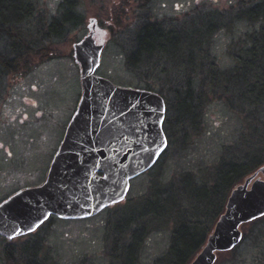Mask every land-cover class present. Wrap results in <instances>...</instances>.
<instances>
[{
  "label": "rangeland",
  "instance_id": "obj_1",
  "mask_svg": "<svg viewBox=\"0 0 264 264\" xmlns=\"http://www.w3.org/2000/svg\"><path fill=\"white\" fill-rule=\"evenodd\" d=\"M62 1L37 0L36 13L45 16L46 25L58 14ZM78 1L85 23L62 42L47 39L53 58H35L29 70L0 79V204L47 179L82 94L73 46L88 35L92 19L101 27L100 39L106 43L97 75L117 86L150 90L164 98L168 147L151 170L131 182L124 201L97 216L55 218L26 236L12 240L0 236V264H7V249L22 264L28 257L25 247L35 243L38 249L32 260L36 264H128L122 260L128 261L126 249L133 240L138 264H174V234L184 225L203 235L185 260L189 264L204 246L201 242L211 232L216 216L225 210L231 189L242 180L235 178L224 189L215 186L219 166L234 162L253 169L255 160L264 162V111L258 110L263 120L257 122L250 104H242L233 94L240 86L233 93L226 92L231 82L222 78L216 85L209 79L212 68L220 75L235 73V58L241 59L242 51L252 45L251 38L264 32L262 19L249 16L252 7L264 0H144L142 6L135 0ZM177 5H181L179 10ZM142 22H163L171 29L186 27V35L196 31L194 22L203 30L192 34L200 42L194 50L197 64L186 63L181 66L184 69L173 67L171 71L160 56L154 62H130L136 26ZM179 73L196 78L190 114L186 107L179 109L186 90L177 80ZM199 96L202 100H196ZM201 186L210 188L205 187L214 207L195 214L193 203L202 201L190 191ZM243 232V243L228 253H218L215 264H264V219L245 226Z\"/></svg>",
  "mask_w": 264,
  "mask_h": 264
},
{
  "label": "water",
  "instance_id": "obj_2",
  "mask_svg": "<svg viewBox=\"0 0 264 264\" xmlns=\"http://www.w3.org/2000/svg\"><path fill=\"white\" fill-rule=\"evenodd\" d=\"M103 48L96 44L93 31L73 46L81 68L80 105L46 181L0 204V235L25 236L52 216L63 220L95 217L124 201L131 181L152 169L166 151L163 97L97 76ZM260 173L264 174V166L233 190L213 232L190 264H215L218 253L231 251L241 241V225L264 214V181L256 179ZM17 230L23 234L15 235Z\"/></svg>",
  "mask_w": 264,
  "mask_h": 264
},
{
  "label": "trees",
  "instance_id": "obj_3",
  "mask_svg": "<svg viewBox=\"0 0 264 264\" xmlns=\"http://www.w3.org/2000/svg\"><path fill=\"white\" fill-rule=\"evenodd\" d=\"M135 1L140 6L145 2L144 0ZM78 2V0H63L58 8V14L52 20L48 19L46 25L44 22L45 16H39L36 13L37 0H0V79L8 73H20L29 70L30 63L35 58L43 57L46 60L53 58L50 55L52 52L51 48L45 44L47 39L50 42H62L79 27H83L85 23L84 13L82 9L80 10ZM249 16L255 19H262L264 24V3L252 7L249 11ZM192 25L196 31L189 32L186 35V27H179V25L171 29L163 22L140 23V25L136 26L138 32L134 38V51L130 55V62L136 63L141 59L145 61L153 60L154 62L160 56L162 60L166 61L171 71L173 67L181 70L183 68L181 66L186 63L190 66L197 64L196 61L198 59L194 50L197 49L200 42L197 41L198 39L194 40L192 34L202 33L203 30L195 27L194 22ZM165 26L169 27V29H166ZM251 39V47L242 51V60L239 57L235 58L237 62L235 73L220 75L212 68L209 73V79H211L213 84H216V81L220 82L222 78L223 81L231 82L232 85L230 87L224 88L226 92L233 93L235 92V86H240L239 91L233 94L239 100L244 101L242 104H250L249 107L256 111L252 112L253 117L257 122H260L263 119L260 117L258 110L262 109L264 111V32L253 36ZM186 47H188V50L185 52L184 48ZM182 51H184V55H179ZM182 77L183 75L179 73L177 80L186 85V90L184 91L185 96L180 98L179 109L186 107L187 112L190 114V110L193 107V92H195L193 84L196 78L191 75L186 78ZM234 95L230 93V96ZM200 98L201 96L196 100ZM189 114L188 117L191 116ZM245 114L248 117V113L245 112ZM255 161V168L264 163L258 160ZM240 165L234 162L222 163L217 171L218 176L215 186L229 187L234 183L235 178L243 177L249 173L250 169H248L247 165ZM215 186L212 188V192L216 189ZM201 187H196L190 191V194H194L198 198L197 201H202L194 202L192 200L194 206H196L195 214L202 213L200 211L211 210L214 205L207 197L210 196V191H207L205 187H208ZM208 189L210 190V188ZM195 190H197L196 193L194 192ZM190 208L192 209L193 206L191 205ZM53 219L55 218L50 219V221H53ZM174 239L175 246H173V251L171 252L174 257L173 263L186 264V258H189V254L198 247L200 234L192 232L184 225L176 231ZM201 243L204 244L205 242L202 240ZM36 244L38 243L25 247L28 257L24 259L22 264L37 263V261L32 260V255H35L38 249ZM178 246L179 248H176ZM126 250L125 258L128 261L125 262L123 259L122 262L138 264L137 244L131 243ZM6 253L7 264H21L22 261L17 257H13L14 254L11 249H7Z\"/></svg>",
  "mask_w": 264,
  "mask_h": 264
},
{
  "label": "flooded vegetation",
  "instance_id": "obj_4",
  "mask_svg": "<svg viewBox=\"0 0 264 264\" xmlns=\"http://www.w3.org/2000/svg\"><path fill=\"white\" fill-rule=\"evenodd\" d=\"M95 26H96V30H95V38H96L97 42H98V43H105V42L101 41V39H100V34L102 33V29H101V27H100V26H97V24H95ZM81 99H82V95H81V97H80V100H79V103H78V107H79V105H80ZM78 107H77V109H78ZM76 111H77V110H76ZM263 166H264V163H263L261 166H259L258 168H255V167H254L253 169H250V170H249V173H247V174H245V176L241 177L242 180L238 181V182L234 185V187H233V188L231 189V191H230L229 197L231 196V193L233 192V190H234L237 186L244 184V183L246 182V180H247L249 177H251V176L257 174ZM258 178H260V179H262V180L264 181V174H261V173H260L259 175L256 176V179H258ZM224 188H225V187H222V186H221V189H224ZM229 197H228V199H229ZM228 199H227V202H228ZM227 202H226L225 204H227ZM225 206H226V205H225ZM223 213H224V211L222 212V214H223ZM222 214H219V216H217L218 218H217L216 222L214 223V226H213L211 232L207 235V238H206V240H205V243H206L208 237H209V236L211 235V233L213 232V230H214V228H215V225H216L217 221L219 220V218L221 217ZM262 219H264V214H262L261 216L255 218V219H253V220H251V221H249V222L243 223V224L241 225L240 229H241V232H242V238H241V241L238 243V245H237L234 249H236L238 246H240V245L243 243V241H244V236H245V235H244V232H243L244 227H245V226H249V225H254L255 223L259 222V221L262 220ZM202 236H203V235H200V238H201ZM202 239H203V238H202ZM205 243H204V245H205ZM201 247H202V245H201ZM201 247H200V248H201ZM202 248H203V247H202ZM202 248H201V249H202ZM201 249H200V251H201ZM234 249H233V250H234ZM200 251H199V252H200ZM199 252H198V253H199ZM225 253H226V252H225ZM227 253H228V252H227Z\"/></svg>",
  "mask_w": 264,
  "mask_h": 264
},
{
  "label": "snow or ice",
  "instance_id": "obj_5",
  "mask_svg": "<svg viewBox=\"0 0 264 264\" xmlns=\"http://www.w3.org/2000/svg\"><path fill=\"white\" fill-rule=\"evenodd\" d=\"M177 10H179V8L181 7V5H177ZM95 20L92 21V24H95ZM145 151H149L148 149H145ZM7 203V202H5ZM0 209H3V205H0ZM47 215H51L50 213H48ZM47 215L44 217L45 219H47ZM40 223H43V220L40 221ZM36 227H39V224L36 225ZM35 228L29 227V231H34ZM23 232L21 230H17L15 235H22ZM15 236H9V239H14Z\"/></svg>",
  "mask_w": 264,
  "mask_h": 264
},
{
  "label": "bare ground",
  "instance_id": "obj_6",
  "mask_svg": "<svg viewBox=\"0 0 264 264\" xmlns=\"http://www.w3.org/2000/svg\"><path fill=\"white\" fill-rule=\"evenodd\" d=\"M19 192H20V191H19ZM17 193H18V192H17ZM15 194H16V193H15ZM15 194H14V195H15ZM103 211H104V210H103ZM103 211H102V212H103ZM102 212H100V213H102ZM100 213H99V214H100ZM97 215H98V214H97ZM97 215H96V216H97ZM37 230H38V229H37ZM34 232H35V231H34ZM131 243L137 244L136 240H133ZM131 243H130V244H131ZM130 244H129V245H130Z\"/></svg>",
  "mask_w": 264,
  "mask_h": 264
}]
</instances>
